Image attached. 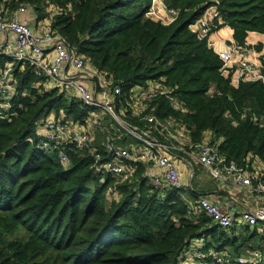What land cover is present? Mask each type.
<instances>
[{
	"label": "trees",
	"instance_id": "obj_1",
	"mask_svg": "<svg viewBox=\"0 0 264 264\" xmlns=\"http://www.w3.org/2000/svg\"><path fill=\"white\" fill-rule=\"evenodd\" d=\"M160 1L178 11L168 24L150 16L152 0H8L6 5H30L37 20L50 14L51 28L111 75L125 96L147 82L170 89L182 109L160 95L151 111L179 120L192 143L210 131L221 139L216 148L224 158L264 167V125L251 117L264 115L263 82L232 85L207 37L190 28L215 5L210 29L230 27L242 46L248 32L264 34V0ZM12 79L16 92L6 110L0 94V264H181L195 241L203 240L205 249L234 243L185 201L181 190L160 189L144 177L143 162L116 183L95 168L88 151L79 154L67 145L65 166L58 149L40 145L44 118L53 111L83 121L90 108L49 87L29 63H16Z\"/></svg>",
	"mask_w": 264,
	"mask_h": 264
},
{
	"label": "built area",
	"instance_id": "obj_2",
	"mask_svg": "<svg viewBox=\"0 0 264 264\" xmlns=\"http://www.w3.org/2000/svg\"><path fill=\"white\" fill-rule=\"evenodd\" d=\"M7 1L0 0V33L10 32L13 39L11 41L0 39V57L3 59L0 67V94L7 104L3 108L6 110L9 107L8 99L16 92L12 79L16 63H29L35 73L48 82L49 87L58 88L67 99L75 97L80 105L90 108L88 116L83 121L57 116L53 111L44 118L42 126L44 138L40 145L42 148L58 149V158L65 166L69 164V158L65 153L69 145L79 154L88 151L95 168L111 175L116 183L127 180L136 170V162H143L145 164L143 175L152 184L160 189L181 190L180 173L169 154L171 148L175 147L170 142L181 140L187 141L188 145L191 144L193 150L190 153L196 159L197 165L214 179L228 181L234 187H246L264 198L262 177L264 167L254 161L251 166H244L233 159H226L218 152L217 144L212 141L192 143L182 124L175 117L160 119L154 115L151 106L160 95H163L175 110L182 109L176 96L170 93V89L157 82H147L133 87L125 96L122 87L114 83L111 75L95 68L84 56L76 52V46L68 44L63 36L51 28L50 14H47L48 22L41 24L34 31L30 25L18 19L19 12L31 10L35 13L33 7L20 4L11 8L6 5ZM162 8L167 12L170 22L176 18L178 14L176 9H165L163 5ZM46 11L48 10L44 9V12ZM211 27L212 21L203 22L200 29L202 35L199 37H207ZM45 44L52 46L54 54L51 58ZM234 51L236 50L233 45L216 52L223 62V75L225 72L230 74V77L233 74ZM242 65L243 69L253 71L254 80L259 79L264 84V66L258 64L263 71L257 73L256 67ZM66 68L72 73H68ZM79 71H84L79 77H88L91 86L76 80L74 74ZM136 87L140 88L139 95L134 92ZM242 116L244 117L245 113H242ZM251 117L255 124L264 125V115L253 113ZM104 118L110 120L107 125L103 124ZM135 120L150 126V129L140 127ZM96 128L104 131L106 137L100 151L94 149L96 147L92 144V129ZM157 136L165 141H160ZM129 137L141 142L146 148L145 151L133 153L126 147V143H121ZM150 164L157 166L158 170L156 172L152 170ZM110 193L114 196L115 189L112 188ZM230 198V203L222 207L204 196H198L196 206L213 224L225 231L233 227L254 228L260 224L264 225V206L247 208L234 215L231 210L237 199L234 196ZM181 264H264V252L254 250L251 258L247 259L233 255L225 248L205 249V242L198 240L184 252Z\"/></svg>",
	"mask_w": 264,
	"mask_h": 264
},
{
	"label": "crops",
	"instance_id": "obj_3",
	"mask_svg": "<svg viewBox=\"0 0 264 264\" xmlns=\"http://www.w3.org/2000/svg\"><path fill=\"white\" fill-rule=\"evenodd\" d=\"M160 0H152V6H156V9L160 11L163 17L166 18V22L161 17L156 19L151 18L155 21H160L163 24H168L169 17L167 12L162 8ZM216 14V6H210L207 8L200 18L190 26L191 30L196 32L198 36H201V26L203 22L212 21L214 15ZM49 16L44 17L43 19L37 20L35 18V13L31 10H26L25 12L18 13V19L30 25L33 30H37L41 24L47 23ZM0 39L2 41L12 40L13 34L10 32L0 33ZM207 43L214 52H219L226 50L229 46H235V50L232 54V68L233 74L231 76V84L236 86L238 81L241 80H254V73L252 70L243 69V65H248L250 67H256V72H262V67L264 66V34L258 33L255 31L248 32L244 45L238 46L232 38V29L228 26H221L215 30L210 31L207 36ZM46 49L49 51L50 58L54 54L52 46L45 44ZM259 46L260 49L257 50L255 47ZM237 48V49H236ZM259 65L262 67L259 68ZM257 65V66H255ZM68 73H72L70 69L66 68ZM80 74H84V71L75 72L74 77L77 81L84 82L87 85L91 86V80L86 77H79ZM227 72L224 73L226 77ZM136 95H139L140 88L136 87L134 89ZM43 130V129H42ZM100 128L92 129L93 137L92 144L94 147H101L106 137L99 134ZM184 132V131H183ZM182 133V130H181ZM186 133V132H185ZM183 135V133H182ZM203 140L212 141L218 143L221 139L214 136L210 131H206L203 134ZM126 147L130 149L133 153H142L145 151V146L138 140H128L125 141ZM174 148H171L169 151L170 156L172 157L181 177L182 189L181 192L184 194H189L193 198L192 205L196 204V198L198 196H204L209 199L211 202L225 207L231 201V196H234L237 201L234 202L232 207V213L234 215L240 214L247 208H254L256 206H264V198L259 197L254 194L251 190L246 187H234L228 181H219L214 179L205 169L198 166L196 159L191 155L193 147L187 144V141L172 140L170 142ZM98 148V147H97ZM151 165L152 170L155 172L158 170V167ZM195 169L203 170L204 173L196 174ZM260 169V168H259ZM263 173L264 174V168ZM195 180L196 186H192V181ZM187 181V184H186ZM185 198V197H184ZM189 203V202H188ZM227 238L231 241L234 240V243H229L224 248L230 253L236 256H241L243 258H251V255L254 250H259L264 252V225L260 224L254 228L246 227H236L226 230Z\"/></svg>",
	"mask_w": 264,
	"mask_h": 264
},
{
	"label": "rangeland",
	"instance_id": "obj_4",
	"mask_svg": "<svg viewBox=\"0 0 264 264\" xmlns=\"http://www.w3.org/2000/svg\"><path fill=\"white\" fill-rule=\"evenodd\" d=\"M151 10H150V16L151 17H153V18H158V17H161L162 19H164V22H166L167 20H166V18L165 17H163L162 16V14L160 13V11H158L157 9H156V6H152L151 5ZM147 15V14H146ZM50 116V115H49ZM48 116V117H49ZM110 120L109 119H105L104 118V120H103V124L104 125H107L108 124V122H109ZM99 134H101V136H105V132L104 131H101V130H99ZM129 139L130 140H134L133 138H131V137H129ZM195 172H196V174L198 175V174H202V173H204V171L203 170H199V169H195ZM186 184H187V181H186ZM192 186H196V183H195V180L194 181H192ZM184 199H185V201H187V202H189V204L190 205H192V203H193V198H191L190 196H189V194H184ZM18 234H20V233H18Z\"/></svg>",
	"mask_w": 264,
	"mask_h": 264
}]
</instances>
